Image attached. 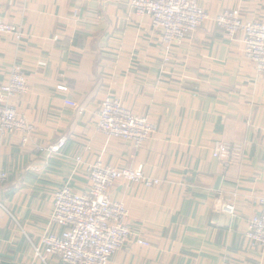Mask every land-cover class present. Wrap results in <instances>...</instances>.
I'll return each instance as SVG.
<instances>
[{"label": "crops", "instance_id": "0c3cea01", "mask_svg": "<svg viewBox=\"0 0 264 264\" xmlns=\"http://www.w3.org/2000/svg\"><path fill=\"white\" fill-rule=\"evenodd\" d=\"M130 1L0 0V19L22 33L21 41L0 35V86L23 73L26 92L7 102L33 128L27 144L17 133L0 136V264H62L42 262L34 246L62 231L49 223L54 193L65 184L86 193L97 161L140 166L159 180L109 189L133 238L149 246L131 241L108 264H264V248L245 236L264 196V74L244 55L242 35L229 37L214 21L238 11L264 24V0H197L208 19L170 53ZM106 98L155 133L139 148L105 138L96 125ZM61 138V150L49 152ZM216 141L241 147L236 164L211 157Z\"/></svg>", "mask_w": 264, "mask_h": 264}, {"label": "built area", "instance_id": "2783aa9c", "mask_svg": "<svg viewBox=\"0 0 264 264\" xmlns=\"http://www.w3.org/2000/svg\"><path fill=\"white\" fill-rule=\"evenodd\" d=\"M130 6L136 15L152 18V27L159 31L166 51L179 46L185 35L194 32L206 19L196 0H132ZM215 23L229 37L242 35L244 55L258 73L264 74V25L243 24L236 13H223ZM0 35L13 37L16 41L22 39L18 27L1 19ZM26 89L24 75L19 70H13L8 83L0 86V136L20 134L22 144L29 142L33 128L16 113L7 99L24 94ZM65 105L78 108L76 103L68 100ZM96 127L105 138L128 141L136 148L156 131L146 118L132 114L113 98L103 101ZM64 143L65 139L61 138L47 150L58 153ZM240 154L239 145L223 141H216L211 150V157L226 169L238 162ZM75 162L81 163V158H76ZM87 172L90 186L86 193L76 194L67 184L54 193L49 223L62 231L57 235L44 234L39 245L34 246V255L42 262L54 256L62 264H108L109 258L131 241L139 246H149L144 240L133 238L128 211L122 203L111 200L109 189L116 182L150 188L158 185L159 180L147 177L140 166L117 169L99 161L89 165ZM6 180L7 174L0 172V185ZM255 203L259 212L249 220L245 236L251 244L264 248V196L255 198ZM224 210L229 214L234 212L232 205H226Z\"/></svg>", "mask_w": 264, "mask_h": 264}, {"label": "rangeland", "instance_id": "374dc122", "mask_svg": "<svg viewBox=\"0 0 264 264\" xmlns=\"http://www.w3.org/2000/svg\"><path fill=\"white\" fill-rule=\"evenodd\" d=\"M132 1V0H131ZM131 1H130V4H131ZM196 3H197V0H196ZM197 5H198V3H197ZM198 7L201 9V7L198 5ZM202 10V9H201ZM203 11V10H202ZM223 13H236L237 14V16L239 17V20H241V22L243 23V24H251V23H258V22H247V21H244L243 19H242V16L240 15V13L238 12V11H224V12H222V13H220L219 15H222ZM203 14L206 16V19L203 21V23L208 19V16H207V14L203 11ZM219 15H217L216 17H215V19H214V21H216V19H217V17L219 16ZM150 23H151V28H152V30L154 31V32H156V33H158L159 34V31H157V30H155V29H153V27H152V18H150ZM216 24V23H215ZM259 24H261V25H264L263 23H259ZM201 26V25H200ZM199 26V27H200ZM198 27V28H199ZM198 28L196 29V30H198ZM195 30V31H196ZM194 31V32H195ZM193 31L192 32H189V33H187L186 35H185V37H187L188 35H190V34H192V33H194ZM237 35V34H236ZM235 35V36H236ZM159 38H160V41H161V37H160V35H159ZM184 40V39H183ZM161 43H162V41H161ZM242 45H243V43H242ZM162 46H163V48H164V50H165V52L166 53H170L171 52V50L173 49V48H175V47H172L171 49H167V51H166V49H165V46L163 45V43H162ZM243 52H244V50H243ZM27 88V87H26Z\"/></svg>", "mask_w": 264, "mask_h": 264}]
</instances>
